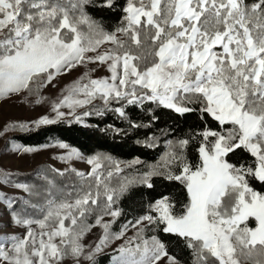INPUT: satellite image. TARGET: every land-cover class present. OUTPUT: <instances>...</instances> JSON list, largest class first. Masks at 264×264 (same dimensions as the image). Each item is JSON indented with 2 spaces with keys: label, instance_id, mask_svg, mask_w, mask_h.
Here are the masks:
<instances>
[{
  "label": "snow or ice",
  "instance_id": "obj_1",
  "mask_svg": "<svg viewBox=\"0 0 264 264\" xmlns=\"http://www.w3.org/2000/svg\"><path fill=\"white\" fill-rule=\"evenodd\" d=\"M90 9L115 14V25ZM78 66L59 95H42ZM23 93L49 113L4 131L99 128L87 118L111 114L125 126L100 132L142 131L137 145L163 151L121 161L58 138L12 142L16 152L62 149L53 158L64 167L31 180L0 171V185L23 193L0 188L4 227L20 229L0 230V264H98L118 240L109 264H185L173 244L188 264H264V0H0V99ZM134 188L139 206L126 209Z\"/></svg>",
  "mask_w": 264,
  "mask_h": 264
},
{
  "label": "trees",
  "instance_id": "obj_2",
  "mask_svg": "<svg viewBox=\"0 0 264 264\" xmlns=\"http://www.w3.org/2000/svg\"><path fill=\"white\" fill-rule=\"evenodd\" d=\"M122 2V0H121ZM93 17L97 20H101L106 27L109 25H115L117 16L113 13L90 9ZM88 123L91 125H98L99 128H103L106 124L115 123L118 127H124L120 121L115 120V118L109 114L106 117H89ZM195 118L193 117L189 123H193ZM23 122V121H20ZM170 122L169 117L166 113H161V119L159 122V127L163 128L166 124ZM9 124V123H8ZM7 124V125H8ZM97 127H86L83 125H67V124H55L48 126H41L39 129H33L31 131H23L20 129H12L10 132H14L12 137L17 141L25 145H38L47 143L52 138L61 139L68 144L79 148L86 154H90L97 150H102L111 153L113 156L121 161H130L134 158L139 157L142 161L154 162L159 154L163 151V145L157 147L156 149H147L135 143V140L143 138V132L136 134H130L125 137L112 136L111 134H105L99 131ZM51 165L49 163H41L35 166L33 169L28 171L11 170L8 168H0V171H11L19 173L20 180H31L33 177L31 174L35 170ZM139 167V166H137ZM162 188H157V191H162ZM141 189H132L122 200L121 206L128 208H137L141 200ZM23 194V193H19ZM123 219V217H121ZM170 250H173L180 254V256L185 260V264H188L190 257L187 250H183L182 247H176L175 244L170 246ZM98 260H103L105 262V257H100Z\"/></svg>",
  "mask_w": 264,
  "mask_h": 264
},
{
  "label": "rangeland",
  "instance_id": "obj_3",
  "mask_svg": "<svg viewBox=\"0 0 264 264\" xmlns=\"http://www.w3.org/2000/svg\"><path fill=\"white\" fill-rule=\"evenodd\" d=\"M89 67H94V65H89ZM81 71L82 69L78 66L77 69L71 72V74L63 75L59 78V84L56 88H53L51 85H49L42 91V95L48 98H53L59 95L60 87L68 83L72 79L76 78ZM104 74H106V71L103 67L98 68L97 71L93 73V75ZM34 101L35 97L28 96L27 93L13 95L11 98L0 99V168L28 171L41 163H49L58 168L64 167V165L58 159L53 158L62 151H64L59 148L41 149L40 151L33 153L16 152L12 150V142H16L19 144L22 143L12 137L14 132L4 131L5 126L10 122L32 121L38 119L41 115L49 113L50 104L48 103V101H44L40 104H37ZM73 163L76 168L85 171H87L90 167L82 161H74ZM0 188L8 192L9 194L22 193L20 192V190L12 188L11 186L0 185ZM6 220L7 217L4 214L3 205H0V230L20 231V229H17L15 225H12L9 228H5L4 222ZM118 226L119 222L117 223V225H114V229L118 228ZM131 234V232L128 233L129 236ZM99 235L100 229L98 227L93 228L92 232L85 239V243L96 241ZM121 242L122 241L119 240L115 241L110 247L104 249V251L97 257L98 264H109L110 253L112 251V248H114L117 244ZM100 257H105V262L103 260H98ZM65 264H72L71 259H67L65 261Z\"/></svg>",
  "mask_w": 264,
  "mask_h": 264
}]
</instances>
